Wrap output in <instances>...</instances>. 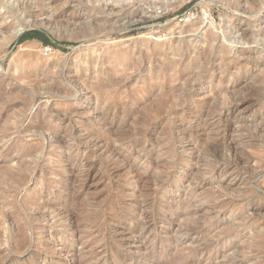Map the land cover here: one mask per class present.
Listing matches in <instances>:
<instances>
[{"label": "rangeland", "instance_id": "obj_1", "mask_svg": "<svg viewBox=\"0 0 264 264\" xmlns=\"http://www.w3.org/2000/svg\"><path fill=\"white\" fill-rule=\"evenodd\" d=\"M8 4L0 264H264V0Z\"/></svg>", "mask_w": 264, "mask_h": 264}, {"label": "bare ground", "instance_id": "obj_2", "mask_svg": "<svg viewBox=\"0 0 264 264\" xmlns=\"http://www.w3.org/2000/svg\"><path fill=\"white\" fill-rule=\"evenodd\" d=\"M11 1V0H10ZM31 1L33 2L34 0H13V4H8L7 5V7H8V10H9V12H11V13H13L14 15H17L18 14V12H21V13H24L25 15H26V19H27V21H30V22H36L33 18H31V16H29V15H27L28 13V11L29 10H27L28 9V7L29 6H31V5H29V3H31ZM40 1V0H39ZM50 2H53V3H55L57 0H49ZM46 2V1H45ZM0 18H2V20H4L5 19V15H1L0 16ZM17 24V23H16ZM22 31V28H17V30L16 31H14V32H6V36H4V38H3V41L2 42H0V50H3L4 48H5V46H7L11 41H13L16 37H18L19 36V33ZM255 34H253V36H254ZM256 37V36H255ZM258 38V37H257ZM261 38V37H260ZM243 39L244 40H247L248 39V35H247V33H246V31L244 32V34H243ZM254 39V38H253ZM256 40H258V39H256ZM157 46V45H156ZM155 46V47H156ZM158 46H160V47H162V45H158ZM157 46V47H158ZM164 46V45H163ZM173 48V47H172ZM36 58V57H35ZM232 59V58H231ZM16 67V66H15ZM29 79H31V78H29ZM29 81V80H28ZM2 90V88L0 89V91ZM8 92H10V91H8ZM3 97V96H2ZM1 101V100H0ZM5 117V116H4ZM3 122V121H2ZM0 130H1V128H0ZM121 156V155H120ZM8 162V161H7ZM9 173V172H8ZM121 173V172H120ZM12 174V173H11ZM36 200V199H35ZM28 206V205H27ZM35 207V206H34ZM131 211V210H130ZM61 216V215H60ZM18 238V237H17ZM26 243V242H25ZM44 244H45V242H44ZM43 244V245H44ZM19 245V244H18ZM52 246V245H51ZM54 246V245H53ZM49 247V246H48ZM20 248V247H19ZM18 248V249H19ZM52 248V247H51ZM23 249V248H22ZM20 251H22V250H20Z\"/></svg>", "mask_w": 264, "mask_h": 264}, {"label": "trees", "instance_id": "obj_3", "mask_svg": "<svg viewBox=\"0 0 264 264\" xmlns=\"http://www.w3.org/2000/svg\"><path fill=\"white\" fill-rule=\"evenodd\" d=\"M29 38L40 39L45 44H50L51 43V40L48 39L41 30H31V31L25 33V35L22 36L21 41H24V40L29 39Z\"/></svg>", "mask_w": 264, "mask_h": 264}, {"label": "water", "instance_id": "obj_4", "mask_svg": "<svg viewBox=\"0 0 264 264\" xmlns=\"http://www.w3.org/2000/svg\"><path fill=\"white\" fill-rule=\"evenodd\" d=\"M23 32H25L24 30H22L20 33H19V36L23 33Z\"/></svg>", "mask_w": 264, "mask_h": 264}]
</instances>
